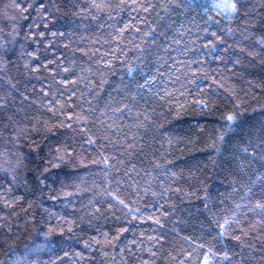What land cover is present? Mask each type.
Instances as JSON below:
<instances>
[{
  "label": "trees",
  "instance_id": "16d2710c",
  "mask_svg": "<svg viewBox=\"0 0 264 264\" xmlns=\"http://www.w3.org/2000/svg\"><path fill=\"white\" fill-rule=\"evenodd\" d=\"M219 6L0 0V264H264V0Z\"/></svg>",
  "mask_w": 264,
  "mask_h": 264
},
{
  "label": "snow or ice",
  "instance_id": "6c2138e0",
  "mask_svg": "<svg viewBox=\"0 0 264 264\" xmlns=\"http://www.w3.org/2000/svg\"><path fill=\"white\" fill-rule=\"evenodd\" d=\"M181 4L187 5L189 9L194 10L197 7L198 0H179ZM239 3V0H233L231 4L228 5H220L219 7H226L230 13H237L239 9L237 8V4ZM143 87V85H141ZM229 121L233 120V117H228ZM120 203H123V201H120ZM258 208H264V205H257ZM157 224H159V220L156 221ZM205 264H207V260H205Z\"/></svg>",
  "mask_w": 264,
  "mask_h": 264
},
{
  "label": "rangeland",
  "instance_id": "374dc122",
  "mask_svg": "<svg viewBox=\"0 0 264 264\" xmlns=\"http://www.w3.org/2000/svg\"><path fill=\"white\" fill-rule=\"evenodd\" d=\"M228 4H231L230 0H219V5H228ZM224 8H226V7H224Z\"/></svg>",
  "mask_w": 264,
  "mask_h": 264
}]
</instances>
